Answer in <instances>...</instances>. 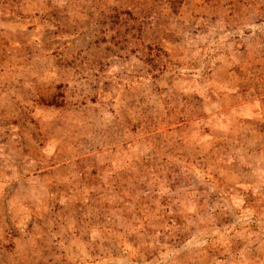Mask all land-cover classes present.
Wrapping results in <instances>:
<instances>
[{"label": "rangeland", "instance_id": "rangeland-1", "mask_svg": "<svg viewBox=\"0 0 264 264\" xmlns=\"http://www.w3.org/2000/svg\"><path fill=\"white\" fill-rule=\"evenodd\" d=\"M0 264H264V0H0Z\"/></svg>", "mask_w": 264, "mask_h": 264}]
</instances>
